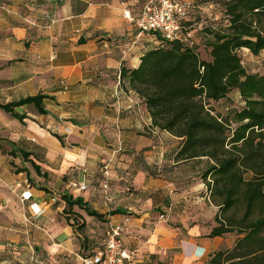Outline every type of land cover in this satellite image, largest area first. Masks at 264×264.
<instances>
[{"label":"crops","instance_id":"obj_1","mask_svg":"<svg viewBox=\"0 0 264 264\" xmlns=\"http://www.w3.org/2000/svg\"><path fill=\"white\" fill-rule=\"evenodd\" d=\"M143 1L0 0V103L43 95L46 110L15 107L26 115L19 120L0 109V264H11L9 254L56 263L78 249L60 216L62 194L101 215L84 212L89 248L109 224L123 223L133 264H208L233 247V234L208 236L219 206L201 178L206 159L177 160L182 139L155 127L143 100L122 87L121 67L137 68L157 45L134 22ZM113 151L106 201L102 165ZM24 180L32 196L21 201L14 187ZM32 204L42 209L35 219Z\"/></svg>","mask_w":264,"mask_h":264},{"label":"trees","instance_id":"obj_2","mask_svg":"<svg viewBox=\"0 0 264 264\" xmlns=\"http://www.w3.org/2000/svg\"><path fill=\"white\" fill-rule=\"evenodd\" d=\"M184 1L189 6L182 33L190 32L191 38L168 41L149 32L157 45L137 68L121 67L122 87L143 100L155 127L182 139L177 160L206 159L201 178L219 206L208 236H236L233 247L213 252L208 264H264V69L248 71L242 59L243 50L260 59L264 52V0H218L224 19L202 26L188 17L193 0ZM236 95L241 106H229ZM43 99L36 95L0 103V109L23 120L26 115L14 108L32 104L44 114ZM21 154L28 159V153ZM31 163L40 175L39 166ZM60 199V216L77 238L79 255H92L102 243L89 248L84 212L101 215L82 197L62 194Z\"/></svg>","mask_w":264,"mask_h":264},{"label":"built area","instance_id":"obj_3","mask_svg":"<svg viewBox=\"0 0 264 264\" xmlns=\"http://www.w3.org/2000/svg\"><path fill=\"white\" fill-rule=\"evenodd\" d=\"M188 3L184 0H146L140 15L134 20L139 33L157 32L161 37L168 41L187 40L191 38V33H182V21L186 17ZM124 17L131 20L129 12H124ZM112 157L102 165L104 180L101 183L104 199L108 200V181H109V163ZM79 190L86 189V185L78 186ZM14 190L20 191L21 201L29 200L32 196L30 185L27 180L19 181L15 184ZM210 192L208 191V194ZM31 205V216L35 219L41 213L42 209L34 208ZM161 218H164L162 215ZM128 220V219H126ZM125 232V226L121 224H109L105 230L102 247L95 253L88 256H78L81 264H133L135 253L125 248L121 243V236Z\"/></svg>","mask_w":264,"mask_h":264},{"label":"rangeland","instance_id":"obj_4","mask_svg":"<svg viewBox=\"0 0 264 264\" xmlns=\"http://www.w3.org/2000/svg\"><path fill=\"white\" fill-rule=\"evenodd\" d=\"M212 1L213 0H193L194 6L193 8H191L188 17H190L192 20L194 19L197 20L198 21L197 24L201 26L204 23L208 24L209 22H212V23L220 22L222 19H224L222 16V8L219 3V1H222V0H219V1L217 0L218 2H212ZM225 1H228V0H225ZM223 23H225L224 20H223ZM199 25H195L194 27H200ZM199 34H200L199 30H197L198 37H200ZM201 48L204 49L203 47ZM202 49L200 50L201 54L202 56H205V52ZM242 59H243V65L246 67L248 71H253V72L263 71L264 52L261 55V59L254 58V57H251L250 55H245V54L242 56ZM229 106L240 107L241 105H240L239 98L237 96L236 97L234 96L232 101H230ZM216 109L218 110V113L220 115H226V111L223 109V107H217ZM75 239H76L75 242L77 244V238L75 237ZM18 252L20 253L21 251H18ZM77 254H79L78 249L72 248V250L65 251L64 254H59L60 256L55 259L56 263L55 261L49 262L47 261L49 259H46V261L45 260L42 261V264H76ZM9 255L12 256V258L10 259L12 261L11 264H22L21 262H19L13 257L15 254H9Z\"/></svg>","mask_w":264,"mask_h":264}]
</instances>
